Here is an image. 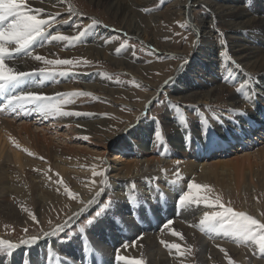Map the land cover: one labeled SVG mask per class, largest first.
Segmentation results:
<instances>
[{
  "label": "bare ground",
  "instance_id": "obj_1",
  "mask_svg": "<svg viewBox=\"0 0 264 264\" xmlns=\"http://www.w3.org/2000/svg\"><path fill=\"white\" fill-rule=\"evenodd\" d=\"M90 1L97 6L106 5V10L115 20L119 18L121 24L119 28H116L117 30H112L108 29L103 20H100L91 27L84 40L87 51L90 54L101 55L108 60H113L114 65L125 69L129 63L117 62L112 56V51L110 52V46L101 42V39L117 31L140 43L145 40L146 30L141 28L140 23L137 22V17H140L138 10L150 7L152 0ZM25 2L34 10H43L40 13L43 16L54 14L53 9H62V15H68V19L64 20L67 23L61 21L60 24L67 35L75 34V30L70 29L71 21H82L84 18L83 14L77 11L78 9L69 12L70 0H59V2L56 0H25ZM168 8H170L169 11L179 14V19L189 24L195 37L189 57L173 53L168 48L158 51L155 47L158 43L150 42V46L158 53L164 50L163 54L169 53L184 58L171 78L167 80L172 81L171 85L175 95L173 99L177 101L192 99L195 102H204L213 97L221 99L226 96L238 108L242 104L241 93L234 94L233 89H236L235 87H238L241 82L247 84L246 77L248 78V74L252 72L264 76V0H187L184 3L174 1ZM196 8L201 9L205 17L196 18V20L193 16V10ZM166 14H150V23L159 24L160 20L165 19ZM92 20L98 21L99 19L90 17L86 20L84 27L91 25ZM150 23L147 20L146 24L151 25ZM216 25L225 29L226 34L222 39H218L216 35ZM225 51L228 53L227 56L222 55ZM22 59L18 58L10 62V65L15 66L19 71L32 72L39 69L40 66L29 65ZM226 59L227 61L223 63ZM236 65H239V68ZM229 74H231V79L227 81L223 79ZM30 79L37 80L39 77L33 76ZM91 79H96L98 82L90 87L86 86L89 87L88 89L97 91L103 88L97 76L88 75L87 80L91 81ZM258 82L264 88V77ZM169 84L166 85V82L162 84L144 103L143 109H150L149 107L153 106L152 103L159 97L161 89L168 88ZM31 91L50 96L61 95L63 92L62 90L60 93L55 81H45L43 86L33 87ZM108 93L114 97L116 94L120 95V92L115 90H108ZM55 99L61 101L62 97ZM261 104L259 109L255 106L253 111L247 113V116L236 114L235 120L224 125V129L230 132V138L216 137V143L208 147L209 143L206 139L203 138V142H199L201 126L205 128L204 122L194 124L192 129H189L191 140L190 143H186L185 130L178 120L165 118L164 121L169 125L171 134L164 137L165 143L160 144L157 139L152 138L153 128L161 130L160 124L158 122L147 123L140 115L133 117L123 130L117 134H111L104 140L103 137L89 133V130L95 127V120L89 119L86 115L42 116L33 111L34 106L32 105H29L24 112L13 113L4 108L3 101L0 107L4 108L0 111V217L5 221L26 226L32 220L30 213L38 219L50 214L49 209L57 211L55 214L59 211L64 213L63 210L69 207V197L66 196L69 192L67 186L73 179L75 181L72 183V189L78 197V203L72 206L68 216L77 212L81 207L80 202H86L99 187L105 188V193H102L99 199H103L107 193L114 196V200L119 201L115 217L109 216L97 227L91 229L89 235L85 237V240L91 241V244L83 245L82 240L77 236L75 239L77 244L74 240L69 247L61 250L57 239L41 237L37 245L31 247L22 245L15 250L11 257L4 260V264H46L47 258H44L42 254L46 251L48 255L50 250L59 253L60 256L67 253L65 256L74 260L69 264H114L113 253L125 241H129V247L125 249L126 253L130 255V251H134V254L138 256L145 254L149 264H185L186 258L176 249H169L165 244H161L162 240L169 245L172 243H180L181 246L188 244L184 243L185 241L183 244V240L180 242V238L177 239V236L172 235V230L182 232L184 238L186 237L192 244L198 241L197 248L201 256V264H206V261H209V264L224 262L233 257L242 264H264L263 261L258 262L261 255L259 251H255L258 247L251 243L239 244L231 236L208 235L199 230L198 224L203 213L213 209L200 204L192 205L190 210H181L176 204L179 189L185 188L188 183L201 182V184L211 186L214 193L243 198L244 206L248 209L251 206L252 211L259 218L262 217L264 207H261L259 197L264 191V145L259 146L256 141L264 137V105ZM260 107L262 112H260ZM61 108L62 111L83 113L79 106L69 107L62 103ZM237 120L239 126L235 123ZM140 126L143 127L142 132L140 129L136 131ZM259 130L263 133L253 134ZM86 135L89 136V140L83 139ZM254 136L257 137L255 141ZM119 138L123 141L122 146H114L116 158L106 161L108 165L106 167L103 164L99 165L100 161L105 160L104 157L112 155L107 151L94 155L96 151L94 149L101 146L100 140L118 141ZM233 141L241 145L245 144L248 152L242 156L235 155V158L228 160L212 162V159H207L219 150L218 148L213 150L215 146L220 149L229 148L234 144ZM82 143H86V146L83 147ZM129 150L134 154L132 158L117 156ZM29 152L33 155H29ZM83 165H91V167ZM104 167L107 172L103 176L93 174L94 171L102 172L99 168ZM176 170H179L181 177L178 183L172 186L170 182L177 180L174 175ZM85 176L90 184L82 186L79 179ZM52 177L62 179L63 183L53 182ZM154 177L159 178L158 185L167 194L166 203H157L149 199L148 181ZM105 178L109 181L107 186L103 183ZM95 180L101 184L95 186L93 191L86 193L94 185ZM166 181L169 183L166 184ZM133 183L138 189L140 199L148 201L147 205L136 206L127 202L125 194L132 191L129 185ZM149 207L150 211H148ZM168 220H173L174 223L170 228L162 230L163 224ZM140 234H143V238L136 240ZM194 235L197 237L194 238ZM0 238L12 242L19 241L4 236L3 232H0ZM133 240H136L134 246L131 245ZM158 246L160 251L155 250ZM85 248L89 250L87 255ZM220 248L225 249L228 253L227 257L220 251ZM181 256L184 260L179 259ZM119 264L124 263L119 262Z\"/></svg>",
  "mask_w": 264,
  "mask_h": 264
},
{
  "label": "rangeland",
  "instance_id": "obj_2",
  "mask_svg": "<svg viewBox=\"0 0 264 264\" xmlns=\"http://www.w3.org/2000/svg\"><path fill=\"white\" fill-rule=\"evenodd\" d=\"M59 2V0H56ZM63 1V0H62ZM174 1H181L182 3L186 2L187 0H152L150 7L141 8L138 10L140 13V17H137V22L140 23L141 28H144L146 30L145 34V40H142L140 43L138 40H134L131 37H127L125 34H122L121 32H115L114 34L108 35L105 38L101 39V42H103L105 45L110 46L112 51V56L115 57L117 62L125 61L129 63V65H126L125 69H120L117 67V65H114L113 60H108L107 58L102 57L101 55L97 56L93 53H89L87 51L85 37L89 32L86 33L85 37L82 38L81 43H78L76 45H68L67 42H57L53 41L50 44L45 42L41 46L40 43L36 46V54L45 56L48 59H72L74 61H79V63L76 64V66H56L55 71H68L69 75L67 76H57L54 78V81L56 83V86L58 87L60 93H78V92H84L89 93L88 96H80L75 98L73 103L67 104L69 107H77L79 106L81 108V111L91 120H95V127L93 129L89 130V133L94 134L98 137L108 138L111 134H117L127 124L132 120L133 117H142V119L145 122L152 123L153 121H156L160 124L161 132L163 137H167L170 133L169 125H167L164 121L166 118L171 119L175 118L174 113L175 112H183L187 124L185 127H188L189 129L194 125L198 124L199 122H204L205 129L208 127H212L214 129V132L212 135L214 136V142L209 143L208 147L211 145H214L216 143V137L217 138H230V132L225 128L224 125H227L229 122H232V120H235L237 112H246L250 113L254 110L253 106L250 105L248 102H246L244 99L241 98V105L239 107H235V104L230 99L226 98V96L220 98L210 99L208 101L204 102H195L192 99L187 100H174V92L172 88V83H170L167 87L168 88H162L163 95H159V98L163 101L162 104H157L156 100L152 103L153 106L149 107L150 109H143L144 103L153 96V93L159 89V87L164 84L171 76L174 74L175 70L180 65L181 61L184 58L176 57L173 55H170L169 53L163 54V51L161 53H158V51L168 48L173 53H180L184 56L189 57L190 52L194 45V35L192 34L189 24L187 22H184L183 19H179V14L169 11L168 8ZM209 1V0H207ZM72 9H78L79 13L83 14L84 18L82 21H71V28L72 30H75V34H77V29L73 27L74 24H80L82 27L80 30L83 29L84 25H86V20L90 19V17L99 19L97 22H100V20H103L105 25L108 27V29H116L120 27L121 22L119 21V18L115 20L113 16L106 10V5L104 6H97L91 3L90 0H70L69 2ZM54 14L51 15H41L40 18L42 19H50L51 17H55L58 23H55L50 29H48V32L51 34H56L59 30L60 34L67 35L65 30L61 26V21L67 20L68 15H62V9H53ZM193 16L196 19H201L204 16L203 11L199 8H196L193 10ZM56 13V14H55ZM153 13H163L165 15L164 20H160L159 24H152L150 23V14ZM72 18H70L71 20ZM196 19V20H197ZM147 20L151 25H147ZM91 21V20H90ZM90 21H87L88 23ZM199 25L200 22L198 21ZM191 24V23H190ZM181 25H184L185 27H181ZM88 26V25H87ZM86 26V27H87ZM114 27V28H113ZM143 29V30H144ZM117 30V29H116ZM222 34V35H220ZM226 34L225 29L220 26L216 25V35L218 39H222L224 35ZM72 36V35H69ZM143 36V34L141 35ZM109 39V40H108ZM144 41V43H143ZM146 41V42H145ZM154 41L157 44L155 46L158 51L153 49L150 46V42ZM55 43V44H54ZM153 43V42H152ZM125 45L124 48H121V45ZM64 45V47H63ZM54 48H53V47ZM45 47V48H44ZM44 48V49H43ZM51 49V50H49ZM117 49H120L119 52H117ZM40 51V52H39ZM43 51V53H41ZM47 51V52H46ZM133 51L135 52V55H133ZM34 53V54H35ZM18 60V59H16ZM24 62H27L29 65L32 64L34 66H40L43 67L44 65L42 62L31 60L30 57L23 58ZM83 61H87L88 63L85 64ZM227 61L224 60L223 63ZM34 63V64H33ZM37 64V65H36ZM39 64V65H38ZM39 67V68H40ZM53 66H49V68H52ZM89 76H97L101 82L102 89L97 91L88 89L93 84H96L98 81L96 79H91V81L87 80V77ZM261 74L257 73H250L248 74V79H250L253 82L254 86H258L262 88V85H260V78H263ZM86 78V80H85ZM247 80V79H246ZM248 81V80H247ZM105 83V84H104ZM89 86V87H86ZM237 89V87H235ZM236 89H233L234 94H239ZM108 90H115L117 92H120V95H110L108 93ZM243 91H247V88H245ZM61 93V94H62ZM125 93V95H122ZM122 95V96H121ZM242 95V93H241ZM54 98L62 97L61 95L56 96H50ZM233 102V103H232ZM260 103L261 105H264V98H257L256 102V108L259 109ZM3 104V100L0 101V107ZM169 104H171L173 107L170 108ZM179 106V107H176ZM260 107V112L261 111ZM259 111V110H258ZM263 118V117H262ZM150 120V121H149ZM175 120H178L175 118ZM164 122L165 124H163ZM163 124V125H162ZM223 125V127H221ZM140 129V132H142L143 127L141 126L136 129L138 131ZM192 129V128H191ZM146 130V129H145ZM144 130V132H145ZM259 131H256V133H253L254 135L259 133ZM263 132H260L262 134ZM147 134V133H146ZM149 135V138H151V135ZM226 135V136H224ZM261 136V135H260ZM259 136V138H260ZM200 143L203 142V137L200 134ZM152 138L156 139L155 135L152 136ZM83 139L89 140V136L86 135ZM254 141L257 139L256 136L253 137ZM100 140V139H99ZM116 141V142H115ZM122 138H119L117 140L108 141L105 142L103 140H100V147H97V149H94V155L98 154L100 155L101 152L107 151L109 154H112L109 157H104V161H100L99 165L108 166L107 162L109 159L116 158L115 155V145L122 146ZM259 146L264 145V137L261 139L256 140ZM206 142H208L206 140ZM234 142V141H233ZM160 143V142H159ZM237 143V144H236ZM234 142V144L230 145L229 148L222 147L221 149L217 146L213 148L215 150L218 148L214 154L212 153L211 156L207 157L208 160L212 159V162L220 161L222 159L228 160L230 158H235V155L242 156L245 154V152H248V148L245 146V144H239L238 142ZM162 144V143H160ZM82 146H86V143H82ZM226 146V145H225ZM128 150V149H127ZM118 157H130L134 156V154L129 150V152L119 153L117 155ZM117 157V158H118ZM213 157V158H212ZM215 157V158H214ZM105 162V163H103ZM86 167H91V165H83ZM104 168H99L102 170L103 173L107 172ZM175 172V171H174ZM59 179L58 177H52L53 182H57ZM81 179V180H80ZM79 182L83 186L89 185L88 178L86 176L82 179L80 178ZM60 180V179H59ZM87 180V181H85ZM72 181V182H71ZM69 181V185L67 186L69 188V192L74 193L72 189V183L75 181V179ZM85 181V182H84ZM71 182V184H70ZM78 182V183H79ZM94 185L90 187L89 190L86 191L88 193L89 191H93L94 187L97 185H100L98 181H94ZM196 183V182H195ZM198 184H201V182H197ZM201 185H204L203 183ZM88 187V186H87ZM93 187V188H92ZM72 190H71V189ZM85 191V190H83ZM203 192L198 193V195H203ZM220 195L222 197V202L225 203L226 206L232 207L235 211H243L248 215L253 216L254 218L260 220L262 223H264V211L262 214V217L259 218L254 211H252V207L246 208L244 206L243 198L237 197V196H226L222 193H213L211 194L214 198V195ZM106 195H108L106 193ZM68 199L69 207L65 208L63 210L64 213H61L59 211L58 214H55L57 211H51L49 209L48 215L45 217H42L41 219L36 218V220H31L26 224V226L22 224H18L15 222L5 221L2 217H0V232L4 233V236H8L14 240H20V238L33 236L35 234H38L41 232V230H49L51 226L58 224L61 220L65 218V216L69 214V211L71 210L72 206L77 205L78 203V197L70 196L69 194H66ZM105 197L100 199L103 201ZM112 199L114 200V196H112ZM259 202L261 207H264V191L261 192V195L259 197ZM97 206L95 205L91 210H95ZM89 213L85 214L88 215ZM1 216V214H0ZM31 218V217H30ZM84 217L81 216V220ZM51 222V223H50ZM75 227V225H74ZM27 229V232L24 230ZM91 229H87V233L90 232ZM179 232V231H177ZM183 235L182 232H179ZM198 234V233H196ZM64 233L61 234L60 237H53L58 240L57 243H59L58 247L59 249H64L66 247H69L73 241L79 237V234H76V237L71 241V243H61L60 240L62 237H64ZM89 235V234H88ZM205 236V234H203ZM202 235V236H203ZM196 235H194L195 238ZM199 236V235H198ZM184 237V236H183ZM197 237V236H196ZM177 239L179 236L176 237ZM182 240H180L181 242ZM185 241V242H184ZM188 239L186 237L183 239L182 243H188L181 246L180 251L184 253L183 257L186 258L184 261L185 264H201V256L198 251V241L194 242H187ZM213 241V240H212ZM129 242V241H128ZM75 243L78 242L75 240ZM178 243V241H177ZM181 243V244H182ZM191 243V244H189ZM180 245V243H178ZM187 245V246H186ZM189 246L191 248V251H189ZM183 247V248H182ZM75 248V246L73 247ZM185 248L187 250H185ZM160 247L158 246L156 251L159 250ZM61 250H58V252H61ZM161 250V249H160ZM159 250V251H160ZM255 251H258L255 249ZM40 254L44 256V258H47L46 264H53L55 262L56 264V258L55 257H48L46 251H43ZM131 254L125 252V249H120V255H124L130 258H137L144 262V264H149L148 259L146 255L138 256L134 254V251H130ZM67 254V253H66ZM65 254V255H66ZM116 251L113 253V256H115ZM132 254H134L132 256ZM198 254V255H197ZM65 255L60 256L61 264H63L65 260ZM129 255V256H128ZM253 255V254H252ZM261 255L258 259V262L263 261L264 262V255ZM64 256V257H63ZM11 257V256H10ZM181 256V260H184ZM255 257V255H254ZM69 258V257H68ZM221 259V258H220ZM234 259V260H233ZM225 260V257L223 258V261ZM233 264H242L238 259L235 257L231 258ZM73 259L70 258L68 261L69 263H73ZM187 262V263H186ZM124 263V262H123ZM206 264H209V261H206ZM213 264H229L228 261L224 262H218ZM245 264V263H243Z\"/></svg>",
  "mask_w": 264,
  "mask_h": 264
},
{
  "label": "snow or ice",
  "instance_id": "obj_3",
  "mask_svg": "<svg viewBox=\"0 0 264 264\" xmlns=\"http://www.w3.org/2000/svg\"><path fill=\"white\" fill-rule=\"evenodd\" d=\"M69 12H72V6L68 5ZM41 9L30 8L25 0H0V100L4 101V108L15 113L17 111L24 112L27 110L29 105L34 106L33 111L39 113L42 116H80L85 115L80 112H68L62 111L61 104L73 103L75 98L80 96H88L89 93L84 92H74L68 94H61L62 100L58 101L54 97H49L47 95L36 93L31 91L33 87H41L45 81H54L57 76H67L68 71H55L56 66H76L79 61H74L72 59H48L45 56L34 54L36 52L37 42L39 41L42 46L43 43H51L53 41L57 42H67L68 45H76L83 42L82 38L85 37L86 33L91 27L95 26L98 22L92 20L91 25L83 27L81 29L80 24H74L73 27L77 29L76 35H63L60 34L59 30L56 34H50L48 29H50L55 23L59 21L53 16L50 19L40 18ZM67 23V21H63ZM181 27H185L181 25ZM222 35V34H220ZM125 45H121L124 48ZM120 49H117L119 52ZM133 55L135 52L133 51ZM222 55L227 56L228 53L225 51ZM30 57L34 61L42 62L44 65L36 71H19L15 66L10 65V62H14L18 58ZM87 64V61H83ZM187 63V61H185ZM49 66H53L49 68ZM239 68V65H236ZM33 76H38L39 79H30ZM226 81L231 79V74L224 77ZM248 83L243 82L237 87L236 91L242 93L241 98L248 102L255 108L257 98H264V88L254 86L253 82L248 79ZM172 81H166V85ZM247 88V91H243ZM161 95H163V90H161ZM157 104H162L163 101L158 97L156 98ZM169 107L173 106L169 104ZM179 107V106H176ZM4 108H0L3 111ZM175 118L181 127L185 130L186 143H190L191 137L189 134V128L185 127L187 124L186 117L183 112H175ZM237 116H247L246 112H237ZM155 124L156 121H153ZM236 125L239 126V121H235ZM249 123H253L249 121ZM223 125H221L222 127ZM214 129L210 126L205 129L201 126V136L208 141V143L214 142V136L212 133ZM153 133L156 139L160 143H165V138L160 130L153 128ZM29 155H33L31 152ZM164 155V153H161ZM41 159H44L41 157ZM94 175L103 176L104 173H97L94 171ZM58 175V174H57ZM177 177L176 181H171L172 186H175L180 177L181 173L179 170L174 172ZM51 179V177H49ZM159 178H150L148 181L149 199L157 203H166L167 194L158 185ZM156 182V183H153ZM57 183H63L62 179L58 180ZM93 183H95L93 181ZM104 185H108L109 181L107 178L103 181ZM169 183L166 181V184ZM129 187L132 189L131 192L125 194V198L130 205L144 206L148 204L147 200H141L138 195V189L135 184H130ZM203 192V195H198V193ZM102 193H105L104 187H99L94 191V194L85 202L81 201V207L75 213L67 216L61 223L53 226L49 231L41 230L40 234L33 235L28 238L20 239L18 242H12L8 239L0 238V264H4V260L7 257L13 255L15 250L23 246H34L37 245L41 237L51 238L60 237L64 233V237L61 238V243H71V241L79 234V238L82 240L83 245L91 244V241L85 240L87 236V229H94L103 220L107 219L109 216L115 217L116 207L119 203L118 200H113L112 195H105V199L101 201L99 198ZM213 189L209 185H201L195 182L188 183L185 188H181L177 192L176 204L181 210H190L192 205L203 204L207 208L213 209L212 211H205L202 218L199 220V230L202 233L213 235V234H224L226 236H231L235 239V242L239 244L247 245L251 243L252 245L258 247L260 254L264 255V223L260 220L254 218L251 215L246 214L243 211H235L232 207L226 206L222 202V197L220 195H214L212 197ZM70 196L75 198V194L68 192ZM96 205L95 210L90 212V209ZM27 211V209H24ZM150 211V207L148 208ZM85 213H89L85 215ZM32 220H36V216L31 214ZM81 216L84 218L81 220ZM51 223V222H50ZM174 223L173 220L166 221L162 230L165 228H170ZM75 225V227H74ZM27 232V229L24 230ZM172 235L179 236L181 240L184 239L183 235L175 230H172ZM143 234H140L136 240L142 239ZM136 240L131 241V245L134 246ZM161 244H165L169 249H176L180 255H184L180 251L181 245L172 243L167 244L165 241H161ZM82 245V246H83ZM129 247V242L125 241L120 248L116 249V254L114 256V264H119V262H124V264H144V262L137 258H130L124 255H120V249H127ZM88 249L85 248V254H88ZM189 251L191 248L189 246ZM220 251L224 253L227 257L228 253L225 249L220 248ZM256 253L254 252V255ZM48 257H55L56 264H61L60 254L55 251H49ZM70 258L65 257L63 264H68ZM229 264H233L231 258H229Z\"/></svg>",
  "mask_w": 264,
  "mask_h": 264
}]
</instances>
